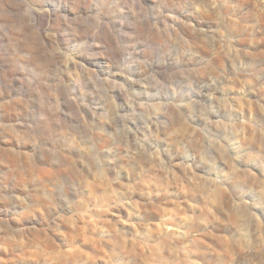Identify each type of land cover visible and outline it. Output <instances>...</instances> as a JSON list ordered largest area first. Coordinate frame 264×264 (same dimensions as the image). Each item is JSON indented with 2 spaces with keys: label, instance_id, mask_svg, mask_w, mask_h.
Masks as SVG:
<instances>
[{
  "label": "clouds",
  "instance_id": "9594fccd",
  "mask_svg": "<svg viewBox=\"0 0 264 264\" xmlns=\"http://www.w3.org/2000/svg\"><path fill=\"white\" fill-rule=\"evenodd\" d=\"M261 44L264 2L0 0V135L15 139L0 151V249L39 261L43 242L19 225L42 218L56 235L87 212L126 208L134 231L91 230L109 264H196V228L212 236L219 219L211 205L237 225L215 264H264ZM162 156L179 158L189 184L161 212L173 230L156 236L141 213L153 210L144 181Z\"/></svg>",
  "mask_w": 264,
  "mask_h": 264
},
{
  "label": "rangeland",
  "instance_id": "374dc122",
  "mask_svg": "<svg viewBox=\"0 0 264 264\" xmlns=\"http://www.w3.org/2000/svg\"><path fill=\"white\" fill-rule=\"evenodd\" d=\"M264 0H252L253 6ZM264 48V44L260 45ZM204 53L216 59L217 57L211 51L203 50ZM254 99V97L252 98ZM243 111L249 113L252 111L249 107L241 104ZM4 120L6 123H15V116L12 113H5ZM0 139L3 140V145L0 146V151L3 147L15 146V139L11 138L10 133L4 132L0 135ZM162 163L163 167H148L147 177L144 181V185L149 189L151 194V202L153 210L150 212H142L141 215L145 218L146 223H151L155 232L154 235L158 236L164 231H172L174 225L169 223L167 226L160 223L161 212L168 213L174 211L173 201L180 203L185 197L186 189L189 181L185 179L183 174L184 169L181 165L179 158L170 159L167 156H162L158 161V165ZM227 167V164H225ZM253 176L258 177L259 173L254 169H250ZM193 176L196 178L195 183H199V177L202 176L200 172H193ZM151 178V179H149ZM160 178H165L167 183V190L160 188L152 181H158ZM239 183L245 181L239 180ZM121 183H127V178H123ZM97 191H102V187H98ZM156 191H160V195H155ZM133 199L137 204L147 203V197H141L139 194L133 196ZM201 205L207 203L203 196L199 197ZM192 203V201H189ZM183 208L184 205L181 204ZM212 212L219 217L218 220H213L207 225V230L212 232V236H204L201 233L205 230L203 225L196 228L198 234L199 251L194 253L192 259L196 264H215V257L218 254L219 248L223 247L227 250L230 246L231 232L236 230L237 225L231 224L225 228L222 221L230 218V209L221 208L219 206H211ZM128 210L126 208L109 209L108 212L97 216L93 212H87L81 220L76 222H69L63 225L60 233L53 235L52 233L45 232V224L43 219L39 223L36 222H24L19 225L26 228H34L36 237L39 241L43 242L47 256L40 258L39 261L28 258L25 259L21 253H10L0 249V264H109L106 259L110 255L109 249L103 245L98 239V236L91 230L99 228L101 225L109 226L111 230L115 231L121 227L125 229L131 228L132 223L135 222V218L132 222L128 221ZM119 221V223H117ZM260 224L264 225V216L260 217ZM14 227L17 225H13ZM50 238V239H49ZM220 238H224L223 242ZM68 241H75L74 243H68ZM125 246L127 247V239H125ZM134 247L138 248L139 252H146L145 245L143 243H134ZM172 255L171 250L167 253ZM19 256V260L16 259ZM115 264V261L112 262Z\"/></svg>",
  "mask_w": 264,
  "mask_h": 264
}]
</instances>
